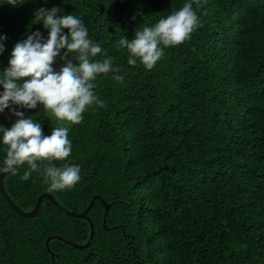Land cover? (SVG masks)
Masks as SVG:
<instances>
[{"label":"trees","instance_id":"16d2710c","mask_svg":"<svg viewBox=\"0 0 264 264\" xmlns=\"http://www.w3.org/2000/svg\"><path fill=\"white\" fill-rule=\"evenodd\" d=\"M188 2L200 20L190 39L164 48L151 70L139 58L130 65L118 41ZM54 6L82 19L102 45L92 59L113 57L129 72L98 75L94 92L105 106L93 104L79 124L64 122L72 152L52 163L78 165L77 184L49 191L39 172L21 179L25 163L5 187L26 212L45 192L76 213L96 195L110 208L104 224L105 206L96 200L91 244L52 239L53 258L48 238L86 244L89 222L49 199L34 217H21L0 192V264H264V0H0V36H7L0 73L17 42L37 30L48 38L43 23L32 21ZM29 117L45 136L59 126L51 112ZM10 127H0V168Z\"/></svg>","mask_w":264,"mask_h":264},{"label":"clouds","instance_id":"9594fccd","mask_svg":"<svg viewBox=\"0 0 264 264\" xmlns=\"http://www.w3.org/2000/svg\"><path fill=\"white\" fill-rule=\"evenodd\" d=\"M8 3L16 6L18 0H8ZM62 11L56 6L38 9L32 23L42 22L49 30L48 38L37 30L17 42L11 52L9 67L0 73V86L4 89L0 93V113L11 109L19 118L10 128L3 129V144L7 148L0 171L16 174L17 166L27 163L29 169L21 179L28 180L33 172H39L49 185V191L71 188L81 179L78 165L67 163L57 167L52 163L66 160L72 152L69 128L64 122L79 124L83 113L93 104L104 107L94 92V81L100 74L119 72L113 57L92 59L102 52V48L90 38L82 19L73 14L58 15ZM199 25L198 14L188 2L154 26L136 30L131 40L122 37L118 47L128 50L130 65H136V58H139L140 63L151 70L164 56V48L183 44ZM64 29H68L67 34ZM6 40L7 36H0V54L6 50ZM58 57L63 63L56 71L53 65ZM72 57L77 58V63L72 62ZM114 79L123 82V77L118 74ZM41 104L59 122L48 136L43 134L37 120L25 118L22 111L13 107L36 109ZM44 161L48 163L44 164Z\"/></svg>","mask_w":264,"mask_h":264},{"label":"water","instance_id":"95a60500","mask_svg":"<svg viewBox=\"0 0 264 264\" xmlns=\"http://www.w3.org/2000/svg\"><path fill=\"white\" fill-rule=\"evenodd\" d=\"M97 44H99V43H97ZM99 45H100V47H102L101 44H99ZM71 59H72L73 63L77 62V58L76 57H72ZM53 67H54V69L56 71H59L60 68H61L57 63H55L53 65ZM118 69H119V72L120 71H125L127 73L129 72L125 68H118ZM112 73H118V72H112ZM27 79L28 78H25V80H27ZM20 111H22L24 113L25 117L30 116V115H35V114H45L46 113V109H45L44 105H42V104L39 105L36 109L24 108V109H22ZM18 119L19 118L16 117L15 115H13V114L12 115L0 114V127L12 126ZM9 174H11V172H8V173L1 172V174H0V192L3 195V197L5 198V200L7 201V203L9 204V206L17 214H19L21 217H26V218L34 217L40 211L44 200L45 199H49L57 207V209L61 213L65 214L67 216L73 217V218L84 219V220L89 222V224L91 226V235H90L89 241L86 244H83V245L75 244V243L67 241V240H65V239H63L61 237H58V236H52V237L48 238V240L46 242V245H47L48 251L51 253L53 258H55V254L52 252V250L50 248V241L52 239H57V240H61L63 242H67L68 244L73 245L74 247H77V248H86V247H88L91 244V241L94 239V236H95V230H94V224H93L92 220L88 217V213L91 210V208L94 206L96 200H99L105 206L104 224H106V217L108 215V211H109L110 205L99 195H96L92 199V201L90 202V204L88 205L87 209L84 212L76 213V212H72V211L68 210L66 207L62 206L51 193L45 192L42 195H40V197L38 198L37 204H36V206L34 207L33 210H31L29 212L24 211L22 208H20L15 203V201L11 198V196L9 195V193L6 190L4 180Z\"/></svg>","mask_w":264,"mask_h":264}]
</instances>
